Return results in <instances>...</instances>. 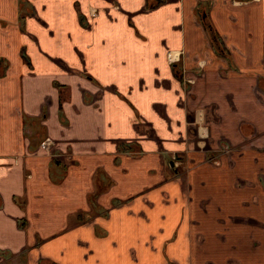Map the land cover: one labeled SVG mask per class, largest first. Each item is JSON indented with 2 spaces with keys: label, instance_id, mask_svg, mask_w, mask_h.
<instances>
[{
  "label": "crops",
  "instance_id": "1",
  "mask_svg": "<svg viewBox=\"0 0 264 264\" xmlns=\"http://www.w3.org/2000/svg\"><path fill=\"white\" fill-rule=\"evenodd\" d=\"M0 58V264H264V0H0Z\"/></svg>",
  "mask_w": 264,
  "mask_h": 264
},
{
  "label": "trees",
  "instance_id": "2",
  "mask_svg": "<svg viewBox=\"0 0 264 264\" xmlns=\"http://www.w3.org/2000/svg\"><path fill=\"white\" fill-rule=\"evenodd\" d=\"M207 2H199L196 6V15L199 18L200 22L202 23L209 39L212 47L214 48L215 52L225 58L229 59V53L224 46L222 40L220 39L219 35L217 34L216 30L212 26L211 22L208 20L207 15L203 17V13H207ZM8 68V61L5 58H0V77L5 76L6 71ZM26 126L29 127L30 129L36 128L38 129V124L37 121L34 119H29L26 122ZM93 201V200H92ZM91 201V203H92ZM119 201H115L114 204H118ZM96 209L103 211L104 209L98 207L97 205L95 206ZM40 264V263H39Z\"/></svg>",
  "mask_w": 264,
  "mask_h": 264
},
{
  "label": "rangeland",
  "instance_id": "3",
  "mask_svg": "<svg viewBox=\"0 0 264 264\" xmlns=\"http://www.w3.org/2000/svg\"><path fill=\"white\" fill-rule=\"evenodd\" d=\"M189 118L190 119H192L193 118V116L190 114V116H189ZM194 124V123H193ZM192 132H193V140H194V142H195V140L196 139H198V135H196V130L195 129H192ZM194 151H196V150H199V149H197V146H194ZM217 153H219V152H217L216 151V155H217ZM224 153V152H223ZM226 154H229V155H231V154H234V152H225ZM238 153H236L235 155H237ZM209 156H207V157H209V159L210 160H213V158H215L216 156H214L215 154L214 153H209L208 154ZM228 155V156H229ZM179 160V162H180V164H179V166L178 167H176V168H179V170L182 172V174L184 175L185 173H186V171H187V169L190 167V166H188V162L189 161H187L186 160V157H181V159H178ZM208 160V159H207ZM189 170V169H188ZM95 197V195H92L91 196V201L93 200V198ZM92 203H93V201H92ZM95 210H97V211H99L98 209H96L95 208Z\"/></svg>",
  "mask_w": 264,
  "mask_h": 264
},
{
  "label": "built area",
  "instance_id": "4",
  "mask_svg": "<svg viewBox=\"0 0 264 264\" xmlns=\"http://www.w3.org/2000/svg\"><path fill=\"white\" fill-rule=\"evenodd\" d=\"M92 15H95V13H92ZM180 52H173V51H168L167 53V58L169 63H173L176 60H178V56H179ZM42 145L44 146V143H42Z\"/></svg>",
  "mask_w": 264,
  "mask_h": 264
},
{
  "label": "flooded vegetation",
  "instance_id": "5",
  "mask_svg": "<svg viewBox=\"0 0 264 264\" xmlns=\"http://www.w3.org/2000/svg\"><path fill=\"white\" fill-rule=\"evenodd\" d=\"M180 55H181V53H180L179 56H178V60H176V61L173 62L172 64L179 62V60H180ZM191 82H192V81H191ZM223 149H224V151H226V152H230V151H231V149H229V147H226V146H224ZM102 212H103V211H102Z\"/></svg>",
  "mask_w": 264,
  "mask_h": 264
}]
</instances>
